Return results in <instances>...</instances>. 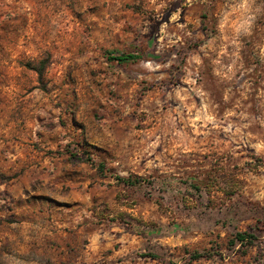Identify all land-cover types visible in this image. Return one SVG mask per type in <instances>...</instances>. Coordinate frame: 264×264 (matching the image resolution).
I'll return each instance as SVG.
<instances>
[{"label": "rangeland", "instance_id": "obj_1", "mask_svg": "<svg viewBox=\"0 0 264 264\" xmlns=\"http://www.w3.org/2000/svg\"><path fill=\"white\" fill-rule=\"evenodd\" d=\"M0 264H264V0H0Z\"/></svg>", "mask_w": 264, "mask_h": 264}, {"label": "trees", "instance_id": "obj_2", "mask_svg": "<svg viewBox=\"0 0 264 264\" xmlns=\"http://www.w3.org/2000/svg\"><path fill=\"white\" fill-rule=\"evenodd\" d=\"M108 59L112 63H118V62H127L136 60L139 55L133 52H119V51H108L107 52ZM238 239L240 241H245L246 235L244 233H238ZM252 236V235H250Z\"/></svg>", "mask_w": 264, "mask_h": 264}]
</instances>
